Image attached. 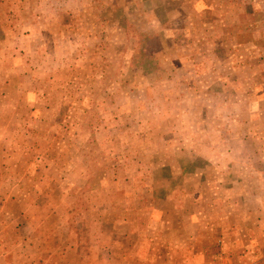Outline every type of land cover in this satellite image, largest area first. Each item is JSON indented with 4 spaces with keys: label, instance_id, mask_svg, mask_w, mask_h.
<instances>
[{
    "label": "rangeland",
    "instance_id": "rangeland-1",
    "mask_svg": "<svg viewBox=\"0 0 264 264\" xmlns=\"http://www.w3.org/2000/svg\"><path fill=\"white\" fill-rule=\"evenodd\" d=\"M0 264H264V0H0Z\"/></svg>",
    "mask_w": 264,
    "mask_h": 264
}]
</instances>
